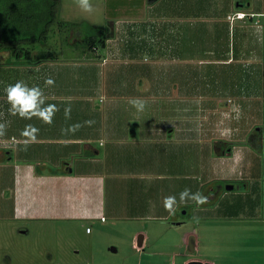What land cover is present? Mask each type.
<instances>
[{
  "label": "crops",
  "instance_id": "crops-1",
  "mask_svg": "<svg viewBox=\"0 0 264 264\" xmlns=\"http://www.w3.org/2000/svg\"><path fill=\"white\" fill-rule=\"evenodd\" d=\"M197 2L203 6L196 9ZM246 2L247 9L241 0H172L171 14L155 15L153 19H160L157 23L160 33H150L152 38L144 40L143 48L148 52L143 55H154L151 70L159 79L153 84L152 95L143 92L146 114L130 103L133 99L143 100L137 84H128L124 79L113 84L110 92L107 84H100L103 68L111 63L115 50L118 56H125L120 59L123 65L134 62L138 54L130 49L133 47L130 43L146 36L142 34L143 25H132L128 30L124 23L113 24L110 31L114 36L106 44V55L97 51L88 58L63 59L64 62L58 61L57 56L54 60L8 65L11 53H0L8 55L0 63L6 65L3 69L14 71L12 76L0 77V125L4 126L0 132V217L28 223L79 224L81 228L85 223L110 228L118 220H126V225H130L129 246L143 254L153 239L158 243L161 238L151 237L147 225L137 221L165 222L175 212L178 215V211L186 214L192 210L195 217L204 219L202 230L195 226L191 230L177 228L178 240L169 250L152 251L153 256L169 258L164 260L168 264H262L264 203L258 202L256 192L263 193V189L254 176L252 155L256 145L264 149L260 127L264 97V5L258 0ZM189 9L191 16L186 12ZM238 11L255 16L231 21L229 16ZM188 18L203 19L202 24L210 25L208 29L213 32L210 47L201 48L192 42L181 48L187 38L184 29ZM174 29L177 34H180L177 29H182L183 36L170 40ZM125 35L131 41H125L128 46L124 49L120 42ZM172 43L179 44L177 52L170 48ZM137 45L142 46L138 42ZM177 65H182L183 73L178 77L182 90L186 88L187 92L191 84H202L208 96L201 103L202 107L204 104L209 107L207 111L210 109L205 122L196 114V96L191 97L190 92L175 105L172 97L167 103L169 107L159 105L162 101L157 99L161 98L155 95L164 92L168 81H175L172 76L175 77ZM83 68L89 73L86 82L80 81L81 76L68 78L67 74L77 69L84 71ZM162 70L170 71V80L160 79ZM119 71L120 68L110 73L118 75ZM17 81L42 90L45 102L42 107L49 110L50 122L36 115L24 118L13 113L6 88ZM83 86L85 90H81ZM106 93L111 96L109 101ZM121 93L126 97L124 102L115 99ZM223 94L230 95L232 109L219 108ZM172 135L177 138L175 142L170 138ZM173 142L183 145L181 153L176 150V160L170 161L166 156V161L157 163L162 148L174 147ZM193 147H203L201 152L209 147L221 160H233L229 170L220 171L221 176L214 173L213 181L236 180L243 190L233 185V189L226 187L223 191L222 185H217L207 195L203 194L197 207L203 183L209 184L212 179L197 184L196 165L205 172L209 159L197 164L193 160ZM171 168L181 171V180L173 190L164 188L156 196L159 188L154 192L150 184H143L144 171L150 170L152 176L155 169ZM199 180L203 181L201 177ZM145 183L149 182L145 179ZM172 192L175 200L171 202ZM211 207L215 211L221 209L220 213L213 214ZM183 223L176 219L172 225L179 227ZM88 228L87 234L92 235L94 230ZM119 233L125 234L124 230ZM147 264L157 262L150 260Z\"/></svg>",
  "mask_w": 264,
  "mask_h": 264
},
{
  "label": "rangeland",
  "instance_id": "rangeland-1",
  "mask_svg": "<svg viewBox=\"0 0 264 264\" xmlns=\"http://www.w3.org/2000/svg\"><path fill=\"white\" fill-rule=\"evenodd\" d=\"M241 1L244 3L245 8L247 9L248 3L246 1L252 0ZM258 1H260V4L264 5V0ZM89 3L92 6V11L85 12L80 8L78 0H59V5L57 7V19L56 22H54L50 27L48 39L30 46L28 45V48L31 49L35 57H38L40 52L50 50L59 57L60 60L58 61L61 62L65 61L63 59L88 58L89 56L95 54V52L97 51L101 55H106V46L102 47L99 44L98 48L92 51L88 50L89 48L85 47L86 44L84 43V39H86L90 35H94L96 31L93 26H108V28L110 29L113 24L116 25L124 23L127 27L129 26L127 28L129 30V28H132V25H136L137 27L139 25H143L142 34H145L146 36H141V40H132V42L130 43L131 38H129V40L127 35H125L123 37V40L120 42L121 47H123L124 49L128 46L126 45L125 41L129 42L133 46L130 49L138 54L136 58H134V62L127 60L131 63L129 62L123 65L124 63H122L120 59L125 56H118L116 54L117 50H115L114 54H112V56L115 55V57H112L111 63H109L107 67L103 68L104 70L102 74L104 75V77L103 81L100 80V84H107L106 88L110 92L109 88H111L113 84H120L124 79L128 80V84H137L138 90L141 89L143 101H146L143 97V92L145 93L146 91H148L152 95L155 88L153 87V84H157L156 79L159 78H157V73L151 70L154 63V60L152 58L154 55H143L144 53L148 52L144 50L143 42L147 37L149 39L152 38V36L149 35L150 33H160V28L157 24L159 23L160 19L153 18L159 12L161 15L165 13L171 14V8H173L172 0H158L153 4H150L149 0H89ZM202 6V3L197 2L195 8L198 9ZM190 10L191 9L186 11L188 13L187 15L189 16H191L192 14ZM205 17L208 16L205 15ZM185 21L186 26L184 31L187 38L184 43L181 44V48H187L192 44V42L199 44L201 48H206V46L210 47L209 44L211 45L213 43L211 40L213 32L208 29L210 28V25H208L207 23L202 24L203 19L199 18H188L185 19ZM62 22H67L69 25L73 26L70 28L60 26V23L62 24ZM182 29H177L178 31H180V34H177L179 32H176V29L172 30L174 31V33H170V40L182 37ZM113 36L114 34L111 33V31L106 34V44L110 42L109 39H112ZM121 36L122 33H120L119 35L120 39H122ZM115 37H118V35H115ZM137 42L142 44V46H138ZM180 42L182 41L180 40L179 43ZM170 45V48H172L174 52H177V50L180 49L179 44L177 43H172ZM7 57L8 55H0V63H2V61ZM11 59L16 61L13 55H11ZM120 64H122L123 66H120ZM3 67H6V65H0V77H4V74H6V77L12 76L10 74L14 72L13 69H3ZM119 68L121 69V71L118 72V75L110 73H114L115 70ZM174 69L176 71L175 77L172 76V80L175 78L174 82L168 81L170 80V71L162 70L159 73V77L161 80L169 82V84H165L167 88H164L163 93L161 92L155 95L161 98L157 99L159 101H162L159 102V105H161L160 107H169L168 104H170L169 102L171 97L173 98V100L171 99L173 102L172 104L175 105L177 101L180 102V97H182L185 93L190 92L191 97H193V95L196 96V114L198 112L201 115L200 120L205 122L204 119H206V116L208 115V111L210 109L207 111L206 108L209 107H206L205 104L204 107H202L201 105L202 102L205 103L206 99L208 100V96H206V92L203 90L202 84H197V86L195 84H191L192 87H190L187 92L186 88L185 90H182L184 88L182 87V84H179L178 82V77H180L179 75L183 73L182 65L174 66ZM89 70L91 71L92 68H90ZM158 71L159 70H157V72ZM88 74L89 73L86 69H84V71L77 69L76 72H70L67 75H69L68 78L70 80L73 79V77L79 78L81 76L82 80L80 81L86 82V77L88 76ZM262 78H264V73L262 74ZM117 79H120V81H115ZM262 82V89L264 92V79H262ZM109 84H111V86H109ZM85 89V86L81 88V90ZM168 93H170L171 96L168 95ZM126 95H130V93H127ZM124 97V94L121 93L117 94L115 99H117V101L121 100L120 102H124L126 100V97ZM222 97L224 98H222L219 108L224 109L229 107L232 109L233 103H231V100H229L230 95L227 96L223 94ZM136 98H138L137 95ZM106 99H108V101L111 99V96H108V93H106ZM151 100L149 99V104L152 103ZM96 101L99 102V98H97ZM261 103L262 105L260 110L262 113V122L260 124V127L262 129V142H264V97L261 99ZM151 106L152 104H150L149 108H151ZM146 110L147 107L144 108L143 114H146ZM244 122H246V120ZM239 129L242 128L239 127ZM170 138H172L174 142L175 140H177L175 135H172ZM173 146L174 147L162 148L161 159L159 158L157 160V163L161 162V160L166 161V156L170 157V161L176 160V150H179V152L181 153L183 145H181L180 143H174ZM190 147H192V145ZM200 148L203 147H193V149L195 150L193 160L196 161L197 164L200 162V160H206L207 158L209 159V161H206L205 172L201 171V169L198 168V165H196V169L194 170L196 182L197 184L199 182L203 183L209 178H211L212 181L209 184H207V182L203 183L204 185L201 187L202 194H199L196 199L197 207L201 204L200 202L202 201L203 194L207 195L209 190H211L212 188L216 189L218 187L217 185L221 184L223 191H226L227 185H235L236 187H240V190H243V185L236 180L222 182L219 180L213 181V178H215L214 173L221 176L222 172L220 171L226 170V168L227 170H229V166L234 161L232 160L229 162L230 158L221 160V158H219L218 155L213 152V149L209 147H205L204 151L202 152ZM245 148H248V146H245ZM253 156L255 158L253 159L254 161L252 163L254 164V176L261 184V188L263 189V193L256 192V194L258 196V202L263 204L264 149L261 148L259 144L254 147L252 157ZM179 158L181 161V154ZM191 172L192 171H190V173ZM156 173H158V175H156ZM180 173L181 171L180 169L178 170V168L155 169V174L153 173L152 176V172L150 170L144 171L143 175L145 177L143 179V184H150L154 188V192L156 188H159V192L156 195L159 196L163 193L164 188L165 190H173V188L176 186L177 181L181 180ZM159 175H161L162 177H160ZM199 177H201L203 181H200ZM145 179L149 183H145ZM137 182H139L138 179L136 180V183ZM236 190L240 191L239 189ZM165 194H167V191L165 192ZM172 194H174V192H172L170 195L171 202L175 200V197ZM236 201L239 202L240 199H236ZM249 203H251V200H249ZM144 205L147 206L148 203H145ZM224 206L225 203L222 205V208ZM211 210L213 214H219L221 211V209L215 211V208L212 207ZM192 212L193 211L191 210L186 214H182L183 212L181 213V211H178V215L175 212L171 216L166 218L165 222L162 220L158 221L145 219L143 221H137L140 225H147L146 227L151 230V237L155 235L153 238H157L159 236L161 238L158 243L153 239L147 247L146 252L143 254L136 253L129 246L130 243L128 242L130 238L127 237V233L130 230V225H126V220H118L115 224L116 227L114 226L110 228H100V226L96 227L94 223H85L81 228L79 224L65 225L59 222H17L15 220L3 218L1 216L0 264H147V262H149L150 260H152L154 263L157 262V264H168L167 262H165L167 259H164L163 257L153 256L151 252L156 250H169L171 247L170 245L175 243L174 241L178 240L179 236L177 233V228H182L181 230H191V227L195 226L197 230L201 231L204 226L203 222L205 221L200 217H195L194 212ZM262 217L264 216L262 215ZM176 219H179L180 221L182 220L184 221V223L179 227H175L174 225H172V222ZM87 227H90V230H94V233L92 235L87 234ZM121 230H124L125 234H120L119 232ZM262 242L264 243L263 239ZM113 248H116L117 251L112 250ZM256 249L258 250V254H260L261 257L259 248L256 247ZM256 249L254 248V250ZM261 262L262 264H264L263 250Z\"/></svg>",
  "mask_w": 264,
  "mask_h": 264
},
{
  "label": "trees",
  "instance_id": "trees-1",
  "mask_svg": "<svg viewBox=\"0 0 264 264\" xmlns=\"http://www.w3.org/2000/svg\"><path fill=\"white\" fill-rule=\"evenodd\" d=\"M58 5L59 0H0V53L10 52L16 59L10 56L8 64L56 59V54L50 50L35 57L28 45L48 39L50 27L57 19ZM60 26L70 28L73 25L62 22ZM93 28L96 30L94 35L84 39L85 47L90 51L96 50L99 44L105 47L106 34L110 31L108 26Z\"/></svg>",
  "mask_w": 264,
  "mask_h": 264
},
{
  "label": "clouds",
  "instance_id": "clouds-1",
  "mask_svg": "<svg viewBox=\"0 0 264 264\" xmlns=\"http://www.w3.org/2000/svg\"><path fill=\"white\" fill-rule=\"evenodd\" d=\"M78 3L83 11H92V6L89 3V0H78ZM48 83H51V81H48ZM6 95L14 114H18L24 118H30L32 115H36L45 122L51 121L49 110L42 107L45 102L42 90L39 87H30L23 81H17L16 83L7 86ZM130 103L138 111H143L145 108V101L141 99H133ZM3 127V125H0V132H2Z\"/></svg>",
  "mask_w": 264,
  "mask_h": 264
},
{
  "label": "built area",
  "instance_id": "built-area-1",
  "mask_svg": "<svg viewBox=\"0 0 264 264\" xmlns=\"http://www.w3.org/2000/svg\"><path fill=\"white\" fill-rule=\"evenodd\" d=\"M254 16H255V14H248L246 12L238 11V12H236L234 14H231L229 16V19L231 21H234L235 19H245L247 17H254ZM88 231H90V228H88Z\"/></svg>",
  "mask_w": 264,
  "mask_h": 264
},
{
  "label": "water",
  "instance_id": "water-1",
  "mask_svg": "<svg viewBox=\"0 0 264 264\" xmlns=\"http://www.w3.org/2000/svg\"><path fill=\"white\" fill-rule=\"evenodd\" d=\"M155 1L156 0H149L150 3H153ZM227 188H228V190H231V189L234 188V186L233 185H229V186H227ZM194 244H195V239H193L192 242L190 243V250H192V251L194 249Z\"/></svg>",
  "mask_w": 264,
  "mask_h": 264
}]
</instances>
